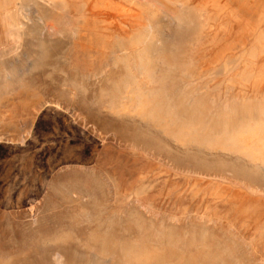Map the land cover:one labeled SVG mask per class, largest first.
<instances>
[{
    "label": "rangeland",
    "instance_id": "1",
    "mask_svg": "<svg viewBox=\"0 0 264 264\" xmlns=\"http://www.w3.org/2000/svg\"><path fill=\"white\" fill-rule=\"evenodd\" d=\"M0 264H264V0H0Z\"/></svg>",
    "mask_w": 264,
    "mask_h": 264
}]
</instances>
